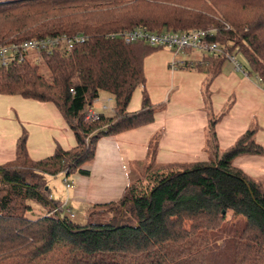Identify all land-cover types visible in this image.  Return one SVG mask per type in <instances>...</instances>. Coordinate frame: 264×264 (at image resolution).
Masks as SVG:
<instances>
[{"label": "trees", "instance_id": "1", "mask_svg": "<svg viewBox=\"0 0 264 264\" xmlns=\"http://www.w3.org/2000/svg\"><path fill=\"white\" fill-rule=\"evenodd\" d=\"M137 27L212 30L224 52L197 68L214 78L226 53L241 55L244 71L264 84V0H0V45L86 37L69 53H37L36 61L0 67L1 86L43 89L38 96L60 109L77 140L70 150L33 161L24 133L16 159L0 166V264H264V186L232 164L242 154H264L255 128L215 160L182 166H155L154 139L146 179L128 185L118 200L91 206L84 223L54 212L61 204L50 197L47 176L88 175L84 165L94 160L100 138L154 119L145 89L139 111L128 105L145 85L144 59L156 47L110 36ZM101 92L114 99L113 116L86 122ZM99 210L110 217L93 218Z\"/></svg>", "mask_w": 264, "mask_h": 264}, {"label": "crops", "instance_id": "2", "mask_svg": "<svg viewBox=\"0 0 264 264\" xmlns=\"http://www.w3.org/2000/svg\"><path fill=\"white\" fill-rule=\"evenodd\" d=\"M210 56L193 50L176 54L156 47L145 57L146 82L135 89L128 111L141 109L145 89L157 109L154 119L100 138L94 160L84 165L89 174L73 173L68 177L72 188H67L63 180V193L56 189L50 192L60 207L75 214L73 220L80 216L86 221L91 206L116 201L128 185L146 179L154 139V165L159 167L213 161L252 128L256 129V142L264 148V84L229 60L221 73L210 78L207 70L197 68L207 64ZM42 93L41 88L24 92L19 87L0 85V166L16 159L17 144L24 133L33 161L50 157L57 148L70 150L77 146L60 109L38 96ZM114 106L111 95L101 92L90 108L111 117ZM211 121L215 122L213 130ZM232 164L264 186V154H242ZM60 213L68 217L66 210Z\"/></svg>", "mask_w": 264, "mask_h": 264}, {"label": "built area", "instance_id": "3", "mask_svg": "<svg viewBox=\"0 0 264 264\" xmlns=\"http://www.w3.org/2000/svg\"><path fill=\"white\" fill-rule=\"evenodd\" d=\"M213 34L214 32L212 30L205 29H194L184 32L170 30L151 32L143 27H137L132 30L113 33L110 36L112 38H120L126 44L145 42L152 47L172 50L176 54L183 53L186 50L200 51L211 55L223 53L224 47L220 43L212 40ZM85 40L86 37L80 34H63L0 45L1 65L6 66L13 61L21 63L25 60L30 51L36 53H52L55 50H59L69 53L75 45L83 43ZM226 58L233 62L238 70L244 71L243 66L237 59V55L226 53ZM190 67H193V65H190ZM104 108H106V106H104ZM100 117L101 114L89 108L85 120L90 123L99 120ZM68 177L69 176L65 175L64 183L67 188H72L73 182L70 181ZM63 209L66 210L69 218L73 219L75 217V214L69 208L59 207L55 209L54 212H62Z\"/></svg>", "mask_w": 264, "mask_h": 264}, {"label": "rangeland", "instance_id": "4", "mask_svg": "<svg viewBox=\"0 0 264 264\" xmlns=\"http://www.w3.org/2000/svg\"><path fill=\"white\" fill-rule=\"evenodd\" d=\"M38 55L36 52L30 51L29 54L27 55V58L31 61H36ZM237 59L238 61L241 63L242 66H244V64H246L245 59L241 56V55H237ZM0 67H1V59H0ZM41 73L43 75H45L47 78H49L50 74L48 69L46 68V66L44 64H41ZM106 94H104L103 96H105ZM112 103V102H111ZM99 109V106L98 108ZM61 174V173H60ZM58 174L57 176H47L46 180H47V187L49 188L50 192L52 193L55 189L58 190L60 193L64 192V188H63V180L65 178V175L62 173V175ZM101 212H95V214L93 215V218L95 219H103V218H109L111 213L108 212H102V210H99ZM77 222H85V220L83 219V217H76L74 219ZM219 245L222 246V242L219 241L218 242Z\"/></svg>", "mask_w": 264, "mask_h": 264}]
</instances>
